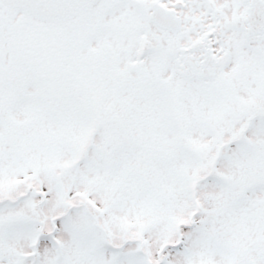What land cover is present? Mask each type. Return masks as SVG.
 <instances>
[{"label":"snow or ice","instance_id":"6c2138e0","mask_svg":"<svg viewBox=\"0 0 264 264\" xmlns=\"http://www.w3.org/2000/svg\"><path fill=\"white\" fill-rule=\"evenodd\" d=\"M0 264H264V0H0Z\"/></svg>","mask_w":264,"mask_h":264}]
</instances>
